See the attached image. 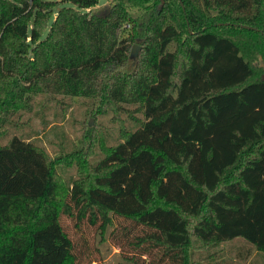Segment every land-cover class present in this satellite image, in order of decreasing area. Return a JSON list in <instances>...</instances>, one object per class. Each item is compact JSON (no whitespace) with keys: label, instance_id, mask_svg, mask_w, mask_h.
<instances>
[{"label":"trees","instance_id":"1","mask_svg":"<svg viewBox=\"0 0 264 264\" xmlns=\"http://www.w3.org/2000/svg\"><path fill=\"white\" fill-rule=\"evenodd\" d=\"M99 2L0 0V134L39 93L89 98L121 126L92 181L60 198L38 145L0 143V264H78L63 215L102 240L117 218L142 227L135 264H189L193 242L237 238L264 253V0ZM52 227L60 257L45 254Z\"/></svg>","mask_w":264,"mask_h":264},{"label":"rangeland","instance_id":"2","mask_svg":"<svg viewBox=\"0 0 264 264\" xmlns=\"http://www.w3.org/2000/svg\"><path fill=\"white\" fill-rule=\"evenodd\" d=\"M94 10L102 15L109 14L112 0H100ZM138 13L139 9L132 10L133 15ZM125 28H129V24ZM133 33L125 30L122 35L128 38ZM135 44L140 45L137 40L131 41L130 54ZM254 62L258 66L264 65L262 59L256 58ZM32 104L30 110H22L9 117V123L0 134V143L6 144L18 135L38 145L54 168L59 198L75 180L88 185L94 178V166L103 156L104 147L121 140V126L113 121L111 112L94 116L91 112L93 102L82 96L49 97L39 93L33 96ZM122 116L129 127L134 126L127 114ZM61 221L75 244L78 264H135L128 257L136 256L143 263L140 249L132 242L135 236L143 233L142 227L117 218L115 226L102 240L97 225L84 221L77 226V221L67 215H63ZM195 222L192 220V224ZM45 242L47 256L60 257L66 248L56 227L47 230ZM143 258L145 262L153 260L147 254ZM189 264H264V253L241 238L210 247L193 242Z\"/></svg>","mask_w":264,"mask_h":264},{"label":"water","instance_id":"3","mask_svg":"<svg viewBox=\"0 0 264 264\" xmlns=\"http://www.w3.org/2000/svg\"><path fill=\"white\" fill-rule=\"evenodd\" d=\"M181 4L183 6V9L185 10V7H184V4H183L182 0H181ZM242 27H245V28H253L254 29V27L247 26V25H243ZM140 48H141V46L138 45V44H135L132 47L131 54H130V56H131L132 59H134V60H137L138 59ZM90 124H92V122H90Z\"/></svg>","mask_w":264,"mask_h":264}]
</instances>
